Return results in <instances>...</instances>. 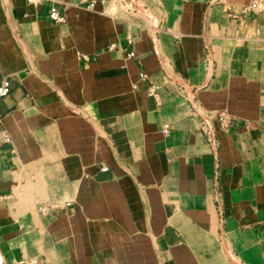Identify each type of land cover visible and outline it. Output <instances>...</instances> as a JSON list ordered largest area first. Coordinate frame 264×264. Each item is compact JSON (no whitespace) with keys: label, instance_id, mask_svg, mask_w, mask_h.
Instances as JSON below:
<instances>
[{"label":"crops","instance_id":"obj_1","mask_svg":"<svg viewBox=\"0 0 264 264\" xmlns=\"http://www.w3.org/2000/svg\"><path fill=\"white\" fill-rule=\"evenodd\" d=\"M209 1L0 0V264H264V11Z\"/></svg>","mask_w":264,"mask_h":264},{"label":"built area","instance_id":"obj_2","mask_svg":"<svg viewBox=\"0 0 264 264\" xmlns=\"http://www.w3.org/2000/svg\"><path fill=\"white\" fill-rule=\"evenodd\" d=\"M27 4H40V3H49V8L47 11L48 19L55 23L60 24L64 22V17L60 15L56 7L57 0H25ZM225 0H210L209 5H217L224 3ZM82 3L86 5L87 9H92L96 3V0H82ZM264 11V0H248V4L242 8L241 13L246 14L249 12L252 13H262ZM208 55V49H206ZM129 55H132L131 53ZM185 87V86H183ZM11 88L10 82L8 80H3L0 85V101L2 98L7 96ZM194 110L192 109V113ZM200 127L199 131L202 134L205 142L209 146L212 156L217 160L218 151H219V142L216 136L217 130L225 131L227 130L232 122L233 116L222 111L218 112L215 115H199ZM169 128L167 125L163 126L162 133L168 134ZM10 137L7 132L0 129V143H10ZM50 208H55V205H50ZM49 207H41V212L45 213Z\"/></svg>","mask_w":264,"mask_h":264}]
</instances>
